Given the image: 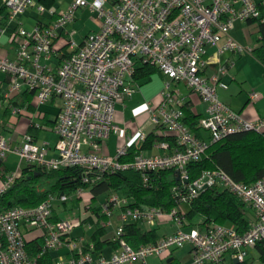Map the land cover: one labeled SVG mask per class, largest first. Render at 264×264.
Segmentation results:
<instances>
[{
	"label": "built area",
	"instance_id": "2783aa9c",
	"mask_svg": "<svg viewBox=\"0 0 264 264\" xmlns=\"http://www.w3.org/2000/svg\"><path fill=\"white\" fill-rule=\"evenodd\" d=\"M4 7L8 26L3 27L0 22V34L6 33L30 8L52 19L50 23L38 22L32 29L20 25L14 30L15 58L3 53L0 41V72L11 79L5 94L11 115H24L26 109L13 103L24 88L34 92L37 106L54 98H60L63 105L54 126L58 142L52 157L49 144L37 143L31 134L25 135L23 144L15 148L0 136V160L6 161L10 153L20 158L18 168L0 184V197L22 177V163L47 171L77 168L85 186H92L106 173L136 171L145 174L147 181L148 173L174 169L183 188L179 206L169 212L157 207H133L130 199L111 194L102 204L101 213L106 217L103 226L112 225L116 215L122 222L113 237L119 248L111 258L96 256L94 245L83 238H71L75 229L82 226L81 217H61L59 211H54L55 201L66 203L71 198L68 195L51 196L37 207L4 211L0 213V264H44L51 251L63 248L73 253L69 264H149L150 258L186 245L193 248V264H226L228 254L244 262L248 250L264 242V171L256 182L246 184L234 180L222 169L205 171L199 179L189 182L187 170L189 164L206 154L212 143L237 133L264 131V119L246 120L219 97V89L229 87L223 77L234 68L233 61L220 65L213 75H205L209 45H218L225 39L218 48L219 54L246 51L233 38L232 31L238 21L264 22L255 0H71L65 11L37 0H4ZM82 9L96 13L103 24L82 45H77L69 26ZM63 35L68 37L70 46L77 47L75 52L68 54L56 46ZM138 64L152 65L165 77L162 101L149 108V115L156 133L172 136L175 144L158 141L153 148L164 154H139L133 161L123 162L129 144L112 156L99 151L113 134L123 132L115 121L116 106L138 90L131 81ZM179 84L188 87L207 105L199 127L209 140L196 136L184 123L181 107L185 99L174 88ZM251 98L258 100L260 94L253 93ZM31 125L41 126L34 121ZM138 136L141 141L148 137L143 130L138 131ZM215 186L228 189L255 212L257 219L245 234L232 226L218 224L202 230L183 229L189 220L180 206ZM89 189L81 186L75 195L84 197ZM165 215L178 226L175 233L140 247L127 242V223L153 228ZM24 227L39 232L43 240L35 256L29 253ZM65 263L60 257L52 264Z\"/></svg>",
	"mask_w": 264,
	"mask_h": 264
},
{
	"label": "crops",
	"instance_id": "0c3cea01",
	"mask_svg": "<svg viewBox=\"0 0 264 264\" xmlns=\"http://www.w3.org/2000/svg\"><path fill=\"white\" fill-rule=\"evenodd\" d=\"M45 1L50 0H37L38 3L43 5H46L44 4ZM255 2L258 4L262 17L264 18V0H255ZM70 4L71 0H63L62 2H60V0H53L51 6L57 7L60 11H65ZM6 15L7 10L4 7V0H0V22L3 27L8 26ZM51 20V17L47 15L41 16L33 11L29 13L26 11L21 14L18 20L11 24L6 33L0 34L3 53L11 58L16 57L17 45L13 41L12 34L17 27L21 25L26 29H32L38 24V22L50 23ZM102 24V19L99 18L96 13H92L88 9H82L78 12L75 22L69 26V30L74 34L73 40L77 45H82L89 34L100 30ZM232 36L239 44L246 48V51L241 54L232 51H226L223 54H219L218 48L225 43V39H223L218 45H209L205 56L208 61L205 75L211 76L217 72L220 65L233 61L235 64L234 68L229 74L223 77V81L229 87L228 89H219L218 93L220 99L230 108L239 112L246 120L257 121L264 119V64L254 53V51L260 48L263 43L260 22L255 20L238 21L232 31ZM67 38L66 35H63L57 40L56 46L63 49L65 53L68 52V54H71L77 50V47L70 46ZM131 81H133V77ZM10 82V76L0 72V136L9 140L12 147L15 148L23 144L25 135L31 134L34 136L37 143L49 144V157L54 156L55 146L58 142V136L54 131V126L57 116L62 109V100L60 98H54L47 104L37 106L35 94L31 96L29 94L31 91L24 88L22 92L13 99V103L26 110L24 115L13 117L10 113L8 102L5 99V94L9 88ZM164 82L165 77L161 73L155 74L148 82H134L138 86V90L134 96L116 106L115 121L116 124L121 127L123 132L118 135L113 134L108 141L102 143L99 153L112 156L115 155L117 150L124 145L129 144L130 146H141L144 141L139 139V130H143L148 136L156 132L150 121L149 108L156 107L161 103ZM174 88L178 90L180 95L185 99L184 105H188L193 114L200 115L201 117L206 116L207 105L201 101L198 95L193 93L183 84L175 85ZM253 93H259L260 98L258 100H253L251 98ZM32 121L41 126L39 128L32 126ZM155 134L157 135V133ZM204 134L207 138V133L205 132ZM155 153L164 154L165 152H158L153 147L150 150H143L140 152V154L145 155H152ZM10 161H15V166L9 164ZM19 163L20 158L15 153H10L8 155L7 160L3 162V166L0 168V184L5 181L9 173L18 168ZM22 166L25 168L28 165L27 163H22ZM70 197L71 198L66 203H61L58 200L55 201L54 211H59L61 217L79 216L81 219L88 218L91 215L90 211H92L90 206L101 205L107 199V196H101L96 203L93 202L90 189L86 192L84 197H77L75 194ZM185 205L186 204L181 205L180 209L182 212L187 213L189 206L187 207ZM252 214L256 221L255 212H252ZM203 221L204 218L198 216L193 222H189L185 225L183 229L186 231H191L193 229L202 230L200 225ZM104 222H106V220H103L99 226L86 222L85 224H82L81 227L75 229L71 238H83L86 243H91L95 247L93 235L98 228H104L105 235L102 236V242L104 244L101 249L95 247V255L111 258L114 252L119 248L117 242L113 240V237L116 229L122 224V222L119 215H116L113 218V224L110 226H103ZM142 226L147 230L157 229L161 236L160 239L175 233L178 229V226L172 221L169 215H165L159 219L157 226L153 228L144 225ZM22 231L27 237L28 242L38 240L42 245L43 240L40 238L39 232L28 230L25 227L22 228ZM186 246H189V248L184 255L179 256L176 254L179 249H175L161 257L150 258L149 264H170L174 261L176 264H193V248L191 245ZM72 256L73 253L70 249L63 248L51 251L45 259V263H43L52 264L53 262L58 261L60 257H63L66 261L65 264H69V260ZM251 258H253L254 261H252ZM246 261L249 264H251V261L252 264H262L260 252L257 247L248 250ZM236 262L239 263L232 254L226 256V264H237Z\"/></svg>",
	"mask_w": 264,
	"mask_h": 264
},
{
	"label": "trees",
	"instance_id": "16d2710c",
	"mask_svg": "<svg viewBox=\"0 0 264 264\" xmlns=\"http://www.w3.org/2000/svg\"><path fill=\"white\" fill-rule=\"evenodd\" d=\"M44 4L49 7L53 4V0L45 1ZM260 26L263 43L254 53L264 64V22H260ZM157 73H160L159 70L152 65L138 64L133 81L148 82ZM29 94L32 96L34 92L31 91ZM181 108L184 123L196 136L209 140L199 127L201 116L193 114L188 105H183ZM155 133L150 134L141 146H131L122 161H133L141 151L150 150L158 141H167L171 146L175 144L172 136L164 137ZM2 166L3 161L0 160V168ZM213 169L226 171L238 182L246 184L256 182L262 177L264 171V131L237 133L221 142L212 143L199 161L189 164L187 168L189 182L199 179L205 171ZM80 175L81 171L77 168L47 171L28 165L23 168L22 177L16 184L0 197V213L15 207H37L55 195L73 196L81 186L90 188L92 201L95 203L101 196L108 198L116 193L130 199L133 207H157L169 212L179 206V197L183 188L182 180L178 178L174 169L148 173L147 181L145 174L136 171L106 173L92 186L83 185ZM186 205L189 206L186 213L189 222H193L198 216L204 218L200 225L202 229L213 224L231 225L238 233L245 234L255 223L252 214L254 211L237 195L218 186L204 190L199 197ZM90 208L91 215L88 218H82V224L90 222L99 226L103 220H106L101 213L102 204L90 206ZM103 235H105L104 228H98L93 235L95 247L98 249L103 247ZM125 238L133 247H140L157 243L161 236L157 229L147 230L141 224L131 222L125 225ZM40 247L41 243L38 240L28 242L31 256H35ZM256 247L264 264V242L258 243ZM170 264H176V262ZM237 264L249 263L245 260Z\"/></svg>",
	"mask_w": 264,
	"mask_h": 264
},
{
	"label": "rangeland",
	"instance_id": "374dc122",
	"mask_svg": "<svg viewBox=\"0 0 264 264\" xmlns=\"http://www.w3.org/2000/svg\"><path fill=\"white\" fill-rule=\"evenodd\" d=\"M62 1H63V0H60V2H62ZM31 11L35 12L36 14L38 13L36 9H30V10H27L28 13L31 12ZM41 141H42V140H41ZM9 164H13V166H15L16 163H15V161H14V162L10 161ZM103 198H104V197H103ZM185 206L188 207V205H185ZM187 207H186V208H187ZM91 230H92V229H91ZM188 248H189V246H185L184 248L179 249V250L176 252V254H178L179 256L184 255L185 252L188 250ZM251 259H252V261H254L253 258H251ZM251 259H250V260H251ZM252 261L250 262L251 264H252ZM151 263H152V262H151Z\"/></svg>",
	"mask_w": 264,
	"mask_h": 264
},
{
	"label": "water",
	"instance_id": "95a60500",
	"mask_svg": "<svg viewBox=\"0 0 264 264\" xmlns=\"http://www.w3.org/2000/svg\"><path fill=\"white\" fill-rule=\"evenodd\" d=\"M179 174V173H178ZM179 178V177H178ZM237 263V262H236Z\"/></svg>",
	"mask_w": 264,
	"mask_h": 264
}]
</instances>
